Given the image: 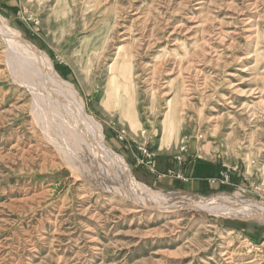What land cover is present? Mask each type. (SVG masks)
I'll return each mask as SVG.
<instances>
[{
	"label": "rangeland",
	"instance_id": "374dc122",
	"mask_svg": "<svg viewBox=\"0 0 264 264\" xmlns=\"http://www.w3.org/2000/svg\"><path fill=\"white\" fill-rule=\"evenodd\" d=\"M0 27V264H264V0H0ZM183 146L231 185L149 168Z\"/></svg>",
	"mask_w": 264,
	"mask_h": 264
},
{
	"label": "crops",
	"instance_id": "0c3cea01",
	"mask_svg": "<svg viewBox=\"0 0 264 264\" xmlns=\"http://www.w3.org/2000/svg\"><path fill=\"white\" fill-rule=\"evenodd\" d=\"M154 160L159 174L171 178L178 187L195 194L207 192L211 188L221 187L213 185L209 179L219 176L221 171L226 169L225 163L217 159L202 158L199 155H185L183 160L179 162L175 153H168L158 155ZM172 172L180 174L181 177L172 176ZM230 172L231 178L234 179L235 173L232 170Z\"/></svg>",
	"mask_w": 264,
	"mask_h": 264
},
{
	"label": "bare ground",
	"instance_id": "6f19581e",
	"mask_svg": "<svg viewBox=\"0 0 264 264\" xmlns=\"http://www.w3.org/2000/svg\"><path fill=\"white\" fill-rule=\"evenodd\" d=\"M11 34V33H10ZM11 35H14V34H11ZM0 36H1V39H7L8 37H9V31H7L6 29H4L3 27H2V29H1V27H0ZM10 37H13L14 39H16L14 36H10ZM13 39V40H14ZM19 39V38H18ZM19 41V40H18ZM19 44V43H18ZM21 44V43H20ZM23 44V43H22ZM27 45V44H26ZM23 46H25V44L23 45ZM22 46V47H23ZM29 46V45H28ZM21 47V48H22ZM26 47V46H25ZM32 48V47H31ZM26 49H28V48H26ZM30 49V48H29ZM15 51V50H14ZM31 51V50H30ZM27 52H28V50H27ZM33 54V53H32ZM34 55V54H33ZM33 57V56H32ZM19 58V57H18ZM25 64V63H24ZM27 64V63H26ZM41 65H42V67L44 68V70H45V72L47 73V75H48V77H49V79H50V75H52L51 74V71H50V69L46 66V65H44L43 64V61L41 62ZM122 66V65H121ZM52 78V77H51ZM51 81H53V79H50ZM54 82V81H53ZM56 84V83H55ZM27 87V86H26ZM38 90V89H37ZM64 91H66V90H64ZM66 93H67V91H66ZM69 93V92H68ZM70 99H71V101H72V103H74V106H75V108L77 109V107H78V109H77V112L78 113H80L81 115H83V113H82V111L81 110H83V109H81L80 108V105L77 103V101H76V99L70 94ZM72 105V104H71ZM77 106V107H76ZM130 106L128 105V107H127V110H129L130 111ZM83 116H85V115H83ZM85 118H87L86 116H85ZM87 121H88V118L86 119ZM88 123V122H87ZM86 124V123H85ZM89 125V124H88ZM54 126H56V125H54ZM58 128V127H57ZM55 129V128H54ZM88 132V131H87ZM92 135V134H91ZM93 137V136H92ZM98 141L100 142V144H101V146L103 147V149H105L118 163H119V167H121L123 170H124V174H125V177L127 178V180H129L130 181V179H131V174H130V171H129V169L127 168V166H126V164L122 161V159L120 158V156L116 153V152H114V151H111L110 149H109V147L107 146V144L104 142V140H103V138H102V136L100 135V134H98ZM112 161V160H111ZM127 183V182H126ZM132 185H133V183H132ZM134 188V187H133ZM135 189V188H134ZM142 191V190H141ZM141 193H143V192H141ZM147 194V193H146ZM145 195V194H144ZM144 195H142V196H144ZM152 195H153V193H152ZM151 195V196H152ZM141 196V197H142ZM148 196V195H147ZM150 196V195H149ZM153 198H156L157 200H159L160 199V197L156 194V195H154L153 196ZM217 201V198L216 199H209V198H207V199H203V200H201V201H199V202H195V203H201V205H203L204 207L205 206H207V207H210V208H212V209H215V210H217V211H223V212H228V213H237V214H246V215H252V216H257V215H259V214H256V213H248V212H250V211H254L251 207H249V206H251V204H248L247 206L246 205H241V206H238V207H233V206H227V205H220L219 203H217L216 202ZM248 203V202H247ZM254 206H255V204H253ZM252 205V206H253ZM256 207H262L261 205L260 206H258V205H256ZM264 208V207H263Z\"/></svg>",
	"mask_w": 264,
	"mask_h": 264
},
{
	"label": "built area",
	"instance_id": "2783aa9c",
	"mask_svg": "<svg viewBox=\"0 0 264 264\" xmlns=\"http://www.w3.org/2000/svg\"><path fill=\"white\" fill-rule=\"evenodd\" d=\"M186 146H183L180 150V153H178L176 155V158L179 162H181L184 158L183 156V152L186 150ZM145 151V154L147 155V163H149V168L152 170V171H156V168H155V165H154V162L152 160L153 158V154L152 153H149L147 149H144ZM172 176H176V177H181L180 174H177L176 172H172L171 173ZM210 183L212 184H221V185H231V182H230V179H229V172L228 170H224L221 172V174L218 176V177H212L209 179Z\"/></svg>",
	"mask_w": 264,
	"mask_h": 264
}]
</instances>
